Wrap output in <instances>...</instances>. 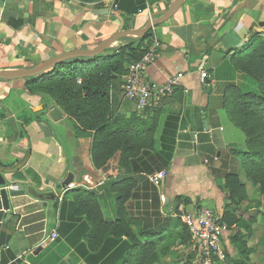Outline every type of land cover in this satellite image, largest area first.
Masks as SVG:
<instances>
[{"label":"crops","instance_id":"obj_1","mask_svg":"<svg viewBox=\"0 0 264 264\" xmlns=\"http://www.w3.org/2000/svg\"><path fill=\"white\" fill-rule=\"evenodd\" d=\"M141 1L145 8L131 14ZM172 2L0 0V69L27 68L61 52L93 49L116 31L144 27ZM152 32L161 44V51L159 58L145 69L144 81L163 83L176 72L184 74L179 87L157 106L160 118L155 135L156 140L166 115H178L175 151L169 168L165 169L164 182L157 189L158 195H165V200L159 202L161 213L171 217L170 230L178 231V220L184 212L208 207L221 217L229 203L221 189L222 181L212 177L205 155L198 147L204 149L208 144L218 151V156L233 146L246 150L239 128L227 116L225 91L228 83L251 84L234 68L231 57L246 49L256 37L264 39V0H185L170 18L153 27ZM126 43L119 39L108 48ZM201 72L209 75L203 81ZM121 81L122 77L113 81L111 101L116 113L129 117L128 106L135 109L130 101L121 98ZM23 87L24 79L0 80V173L28 155L18 170L4 174L8 185L17 186L24 194L11 197L7 211L2 209L0 201V264H82L72 242L80 240L92 248V241L104 238L105 231L100 233V228L91 225V209L75 197L90 192L103 220H114L113 183L128 178L136 182L143 173L118 170L116 158L106 167L96 168L90 157L88 135L79 138L77 154L71 156L65 137L66 114L53 121L45 107L32 110L43 102L38 95L21 93ZM45 100L50 106L51 99L46 96ZM28 110L38 114L26 124L24 116ZM220 163L218 160L216 164ZM231 164L239 172L246 198L234 207L241 226L227 227L224 232L225 260L230 258L227 264H264L262 194L242 172L240 160L235 162L232 156ZM68 174H72L76 186L59 188ZM136 185L140 188L141 182ZM63 200L70 206L67 204L60 212ZM138 204H142L141 199ZM140 209L134 205L133 211ZM72 219L76 220L74 228L67 226ZM56 224L59 239L38 246L43 232ZM237 232L247 247V257L243 260L231 240V234ZM38 247L40 250L35 253Z\"/></svg>","mask_w":264,"mask_h":264},{"label":"trees","instance_id":"obj_2","mask_svg":"<svg viewBox=\"0 0 264 264\" xmlns=\"http://www.w3.org/2000/svg\"><path fill=\"white\" fill-rule=\"evenodd\" d=\"M144 8L145 4L141 1L130 13ZM123 40L127 43L118 48H108L89 58L68 59L38 77L25 78L20 92L38 95L46 109L57 107L66 114L68 128L65 137L71 148V156L77 154L79 138L88 135L91 137L90 157L96 168H104L116 158L118 170L124 168L126 173H143L136 178L137 183L141 182L140 188L137 185L135 187L136 182L130 178L113 183L116 201L114 220H103L90 192L75 197L91 209V225L100 228V233L105 231L104 238L92 241V248L80 240L78 243L72 242L74 250L82 259L81 263L155 264L166 254L170 247L169 240L177 239L188 253L181 264H188L196 257L197 251L188 228L179 219L178 231L170 230L171 217L161 213L158 190L148 178L155 171L169 168L177 142L179 117L175 113L165 116L156 147L155 135L160 118L157 109L148 118H139L135 114L125 117L111 112L110 91L113 81L123 76L128 65L148 50L153 32L151 29L143 38ZM231 63L251 83H228L225 91L228 94L225 100L227 116L243 132L246 150L233 146L218 156V151L208 144L207 148L198 149L205 155L212 177L222 181L221 189L229 200L220 221L228 228H239L241 220L234 207L246 195L239 172L231 164L232 156L235 162L240 160L242 172L262 194L264 208V39L256 37L246 49L232 55ZM46 96L51 99L50 106H47ZM37 114L28 110L24 116L26 124L36 119ZM218 160L221 161L220 165L216 164ZM30 192L35 194L31 188ZM140 199L141 205L138 204ZM70 202L75 204V201ZM60 204L61 212L69 203L63 200ZM134 205L139 209L141 206V209L134 212ZM74 220L67 226L74 228ZM81 222L86 223L84 220ZM154 238H166L160 250H157ZM231 240L238 257L245 259L247 247L241 234L232 233Z\"/></svg>","mask_w":264,"mask_h":264},{"label":"built area","instance_id":"obj_3","mask_svg":"<svg viewBox=\"0 0 264 264\" xmlns=\"http://www.w3.org/2000/svg\"><path fill=\"white\" fill-rule=\"evenodd\" d=\"M32 1V0H28ZM62 2H80L81 0H60ZM116 9L117 6L114 5ZM161 44L153 38L148 50L135 62L128 65L127 72L121 76L123 79L122 89L124 97L133 104L136 111L142 112L159 105L164 98L173 94L179 87L183 73L181 71L169 76L165 82H145L143 79L145 69L153 64L160 56ZM209 75L200 73L203 81ZM206 162V160H204ZM167 175L165 169L155 171L148 176L150 182L158 189ZM73 182L65 185V189L74 188ZM9 190H17V186H7ZM161 202L165 195L159 193ZM188 228L192 243L197 249L196 257L188 264H220L224 260L225 253L222 247V237L226 231V225L220 221V216L211 208L204 207L195 212H184L180 216ZM58 237L57 224L49 231H44L38 246L43 247L48 242Z\"/></svg>","mask_w":264,"mask_h":264},{"label":"water","instance_id":"obj_4","mask_svg":"<svg viewBox=\"0 0 264 264\" xmlns=\"http://www.w3.org/2000/svg\"><path fill=\"white\" fill-rule=\"evenodd\" d=\"M185 0H173L171 5L164 11L158 13L154 18L150 19L148 23L137 30H119L99 42L93 49L89 50H69L65 52H61L57 54L56 56L40 61L36 64H34L31 67L27 68H20V69H12V70H6V69H0V80H16V79H25V78H35L41 75L42 73L52 69L57 64L73 58H89L96 56L97 54L103 52L106 50L109 46H111L114 42H116L119 39H140L143 38L153 27L157 26L158 24L166 21L168 18H170L181 6V4ZM44 106L40 104L38 107L34 108L32 107V110L39 111L43 109ZM204 111V109H203ZM48 117L51 118L53 121H58L59 119L63 118V112L58 109L57 107H53L48 110L47 112ZM10 122L12 125H14V119L11 118ZM203 123L205 128H207V121L206 118L203 116ZM28 155L22 160L19 164L14 166L13 168L4 169L2 173H0V201L2 209L7 211L10 209V198L11 197H17L24 194V190L17 189V190H9L7 188L8 182L7 179L4 177V174L14 172L18 170L27 160ZM72 182V174H68V176L65 178V180L62 182V184L59 185V188L61 186H65L68 183ZM40 250V247H38L35 251L38 252Z\"/></svg>","mask_w":264,"mask_h":264},{"label":"rangeland","instance_id":"obj_5","mask_svg":"<svg viewBox=\"0 0 264 264\" xmlns=\"http://www.w3.org/2000/svg\"><path fill=\"white\" fill-rule=\"evenodd\" d=\"M122 82L121 81V86H122ZM121 98L126 101V98L124 97L123 95V89H122V94H121ZM158 106V105H157ZM157 106L154 107V108H151V109H148V110H145L144 112H137V111H133L132 110V107L131 106H128L129 107V116H132L133 114L135 115H138L139 118H145L146 116H148L149 114H151L155 109H157ZM115 107H113V103H112V107H111V112L113 114H118L115 112ZM132 110V111H131ZM231 123V122H230ZM238 132L241 134V136H243L244 138V134L243 132L239 129ZM213 210V209H212ZM214 211V210H213ZM195 212V211H193ZM214 213H216V211H214ZM181 219V218H179ZM182 221V220H180ZM183 222V221H182ZM153 241H155L156 243V247H157V250H160L162 245L164 244V242H166V238H164L163 240H159L157 238H154ZM169 244H170V247L167 248V252L166 254L162 255L160 257V260L158 263H155V264H174V263H179L181 264L183 261H184V258L186 256L187 251H186V248L184 245L180 244L179 241L177 239H174V240H169ZM225 245H223V237H222V247L224 249V253H226V250L224 248ZM227 257H229V255H227ZM230 258H227V260H225V257H224V260L222 262H220V264H227V262L229 261ZM229 263V262H228Z\"/></svg>","mask_w":264,"mask_h":264}]
</instances>
